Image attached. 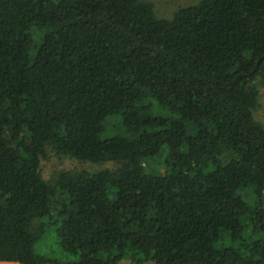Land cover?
Here are the masks:
<instances>
[{
	"label": "trees",
	"instance_id": "1",
	"mask_svg": "<svg viewBox=\"0 0 264 264\" xmlns=\"http://www.w3.org/2000/svg\"><path fill=\"white\" fill-rule=\"evenodd\" d=\"M258 84L264 0H0V259L264 264Z\"/></svg>",
	"mask_w": 264,
	"mask_h": 264
},
{
	"label": "rangeland",
	"instance_id": "2",
	"mask_svg": "<svg viewBox=\"0 0 264 264\" xmlns=\"http://www.w3.org/2000/svg\"><path fill=\"white\" fill-rule=\"evenodd\" d=\"M153 3L155 11L159 17L171 18L173 14L180 8L189 5H195L200 0H146ZM258 89L261 92L260 105L256 111L257 118L264 123V84H258ZM116 164L110 163H82L70 158H59L54 152L50 151L47 158L42 161V173L46 178H50L53 173L62 169H89L99 170L105 167H113ZM163 172L164 170L161 169ZM47 243L50 245V240ZM60 254V253H59ZM119 264H134L132 261L124 259ZM155 264V263H146Z\"/></svg>",
	"mask_w": 264,
	"mask_h": 264
},
{
	"label": "water",
	"instance_id": "3",
	"mask_svg": "<svg viewBox=\"0 0 264 264\" xmlns=\"http://www.w3.org/2000/svg\"><path fill=\"white\" fill-rule=\"evenodd\" d=\"M0 264H34V263H27L21 260H8V259H0ZM35 264H55L52 262H42V263H35Z\"/></svg>",
	"mask_w": 264,
	"mask_h": 264
}]
</instances>
